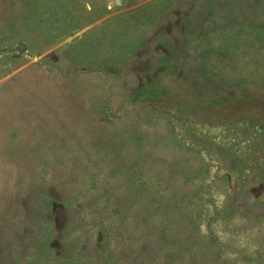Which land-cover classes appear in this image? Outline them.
Returning <instances> with one entry per match:
<instances>
[{
    "label": "rangeland",
    "instance_id": "374dc122",
    "mask_svg": "<svg viewBox=\"0 0 264 264\" xmlns=\"http://www.w3.org/2000/svg\"><path fill=\"white\" fill-rule=\"evenodd\" d=\"M0 264H264V0H0Z\"/></svg>",
    "mask_w": 264,
    "mask_h": 264
}]
</instances>
